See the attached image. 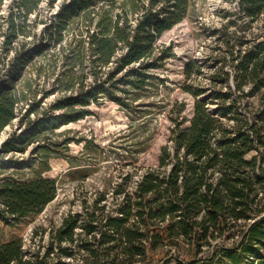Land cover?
Returning a JSON list of instances; mask_svg holds the SVG:
<instances>
[{"label":"trees","instance_id":"16d2710c","mask_svg":"<svg viewBox=\"0 0 264 264\" xmlns=\"http://www.w3.org/2000/svg\"><path fill=\"white\" fill-rule=\"evenodd\" d=\"M45 2L57 10L35 34ZM236 2L217 31L221 67L199 90L191 82L201 67L185 65L183 90L194 98L193 114L183 115L186 103L177 102L157 166L133 189L126 176L114 185L113 199L104 192L84 198L80 212L59 225L35 227L26 247L25 232L57 198L58 182L0 178V264H264V36L252 32L264 20V0ZM196 4L12 0L0 22L3 61L13 64L8 79L0 69V133L19 115L23 128L0 155L11 148L25 153L42 134L90 116L93 104L111 100L132 111L138 94L165 82L161 71L175 52L162 38ZM44 53L47 66L37 61ZM30 66L34 80L25 78ZM42 78L52 80L49 88Z\"/></svg>","mask_w":264,"mask_h":264},{"label":"rangeland","instance_id":"374dc122","mask_svg":"<svg viewBox=\"0 0 264 264\" xmlns=\"http://www.w3.org/2000/svg\"><path fill=\"white\" fill-rule=\"evenodd\" d=\"M11 1L0 0V22ZM196 1L195 13L166 32L162 38L165 44L173 45L175 52V56L168 60L161 71L165 82L144 94H138L132 111L123 109L111 100H106L100 106L93 104L90 116L42 134L28 146L25 153L11 148V151L0 155L5 167L0 172V178L6 175L12 179L29 180L43 176L58 182L57 198L25 232L26 247L29 246L35 227L50 229L59 225L69 213L80 212L84 198L91 200L100 192H104L106 198L111 200L115 184L125 182L127 176L128 188L133 189L148 168L156 167L161 148L171 136L177 102L186 103L183 115L190 119L194 98L183 90L186 81L184 67L188 62L195 61L202 72L194 76L191 83L199 90L210 86L211 75L221 67L217 62L221 54L217 31L228 22L222 15L237 10L236 0ZM56 10L57 7L51 9L45 2L41 7L43 22L33 27V33L40 34ZM244 23L245 19L241 18L239 27L242 28ZM3 25L0 29V69L3 68L4 78L8 79L13 64L10 57L3 61L2 42L6 23ZM252 32L264 36L263 19L255 23ZM243 34L242 31L238 32L239 36ZM48 60L49 56L44 53L37 61H43L47 66ZM25 71L26 79H35L33 66L27 67ZM40 81L41 85L49 88L52 80L45 82L42 78ZM228 83L232 84V80ZM9 85L11 88L17 87L13 83ZM55 99V96L49 97L43 106L48 107ZM20 119L21 115L0 133V148L13 133L21 131L23 126L20 125ZM39 147L46 149L33 152L34 148ZM44 238L46 241L47 236ZM37 247H32L31 251H37Z\"/></svg>","mask_w":264,"mask_h":264}]
</instances>
